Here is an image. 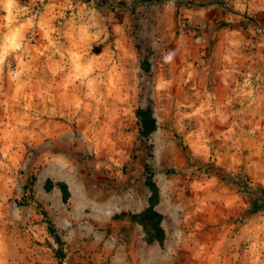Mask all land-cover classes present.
Masks as SVG:
<instances>
[{
  "label": "rangeland",
  "instance_id": "374dc122",
  "mask_svg": "<svg viewBox=\"0 0 264 264\" xmlns=\"http://www.w3.org/2000/svg\"><path fill=\"white\" fill-rule=\"evenodd\" d=\"M193 1L0 0V264H264V0Z\"/></svg>",
  "mask_w": 264,
  "mask_h": 264
},
{
  "label": "trees",
  "instance_id": "16d2710c",
  "mask_svg": "<svg viewBox=\"0 0 264 264\" xmlns=\"http://www.w3.org/2000/svg\"><path fill=\"white\" fill-rule=\"evenodd\" d=\"M184 1H186V3L188 4L194 3L193 0H184ZM120 5H122V2H120ZM138 117L140 119L141 131L143 135L148 136L154 130H156L157 128L156 120L150 114H147L146 111L139 110ZM237 181L238 180H235L233 178V182L242 184L241 182H237ZM246 192L248 193L251 200V207L249 209V212L252 214L264 212V188H261L259 191H255L252 190L250 187H248L246 188ZM43 214L47 218V223L49 225L48 227L50 233L54 237L56 243L59 245L58 255L61 259L60 264H64L63 259L66 257V254L63 248L64 246L63 239L61 235L58 233L54 222L51 220L48 214L46 212H44ZM141 216L142 218H144L143 220H141V223L146 230L147 241L148 242H153L155 240L163 241L165 238V233L161 225L162 215L159 212H157L154 209V207H150L146 211H144L141 214Z\"/></svg>",
  "mask_w": 264,
  "mask_h": 264
}]
</instances>
